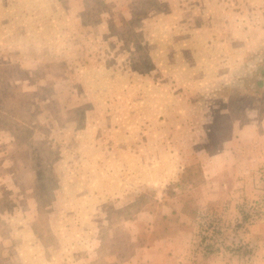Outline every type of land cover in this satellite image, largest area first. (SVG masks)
I'll return each mask as SVG.
<instances>
[{
    "label": "rangeland",
    "instance_id": "obj_1",
    "mask_svg": "<svg viewBox=\"0 0 264 264\" xmlns=\"http://www.w3.org/2000/svg\"><path fill=\"white\" fill-rule=\"evenodd\" d=\"M98 1L0 0V264H254L264 164L234 212L199 194L237 128L264 129V0Z\"/></svg>",
    "mask_w": 264,
    "mask_h": 264
},
{
    "label": "crops",
    "instance_id": "obj_2",
    "mask_svg": "<svg viewBox=\"0 0 264 264\" xmlns=\"http://www.w3.org/2000/svg\"><path fill=\"white\" fill-rule=\"evenodd\" d=\"M244 144L246 146H243ZM225 146L212 158L207 180L202 184L203 193L199 196L202 203L209 206L230 204L229 209L234 212L231 206L235 198L232 192L228 191V187L241 182L236 179H239V175L242 176L247 168L264 164V129L258 124L250 128L239 127L236 136ZM248 236L260 248L254 264H264V223L253 225ZM170 252L166 254L168 259H122L120 264H242L234 256L215 259L212 255H202L194 248L186 252V259H174L176 255Z\"/></svg>",
    "mask_w": 264,
    "mask_h": 264
},
{
    "label": "trees",
    "instance_id": "obj_3",
    "mask_svg": "<svg viewBox=\"0 0 264 264\" xmlns=\"http://www.w3.org/2000/svg\"><path fill=\"white\" fill-rule=\"evenodd\" d=\"M97 6L99 11L100 9H104L105 6L104 1L99 0ZM261 85H262V81L258 80L257 86H261ZM0 103H2L1 98H0ZM204 179H205L204 164L199 162L196 164L186 165L181 173L179 182L180 185H183L184 187H194L200 184L201 182H203ZM107 263L114 264L112 263L111 260H107Z\"/></svg>",
    "mask_w": 264,
    "mask_h": 264
},
{
    "label": "built area",
    "instance_id": "obj_4",
    "mask_svg": "<svg viewBox=\"0 0 264 264\" xmlns=\"http://www.w3.org/2000/svg\"><path fill=\"white\" fill-rule=\"evenodd\" d=\"M256 214V213H255ZM252 216H254L253 214H252Z\"/></svg>",
    "mask_w": 264,
    "mask_h": 264
}]
</instances>
